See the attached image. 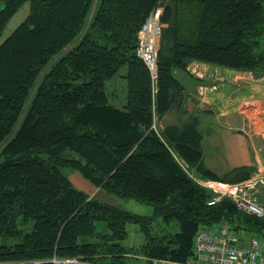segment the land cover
I'll return each instance as SVG.
<instances>
[{
    "label": "trees",
    "instance_id": "trees-1",
    "mask_svg": "<svg viewBox=\"0 0 264 264\" xmlns=\"http://www.w3.org/2000/svg\"><path fill=\"white\" fill-rule=\"evenodd\" d=\"M157 8L155 81L136 47ZM194 61L263 76L264 0H0V264H185L201 228L264 232V217L228 196L207 204L201 180L241 182L256 167L207 166L204 112L158 126L187 112L179 71L205 84ZM74 171L113 201L76 186ZM120 197L153 214L124 210ZM130 223L143 243H123Z\"/></svg>",
    "mask_w": 264,
    "mask_h": 264
},
{
    "label": "crops",
    "instance_id": "crops-1",
    "mask_svg": "<svg viewBox=\"0 0 264 264\" xmlns=\"http://www.w3.org/2000/svg\"><path fill=\"white\" fill-rule=\"evenodd\" d=\"M192 65L205 72L203 81L204 85L210 88L208 96L207 92L199 96L198 91L201 85L196 84L192 76L179 71V76L187 88V100L185 101L187 112L184 114L175 110L167 112L159 119L158 126L163 127L167 122L186 118L194 110L204 112V120H209L211 126L210 134L205 137L203 143L207 166L218 175H225L236 167L252 165L256 167L253 177L259 172L264 175V146L254 143V139L253 141L250 140L253 134H259L264 138V75L257 76L251 71L228 69L236 74L219 79L218 72L225 70V68L197 61L192 62L190 66ZM217 85L218 88L215 91L213 88L211 91V87ZM109 88L112 90V86ZM114 97L115 102L117 97ZM228 97L230 98V105L226 104ZM220 99L222 101L225 99V107L221 105ZM253 109L255 111L259 109L256 113L259 115L251 117L249 110ZM74 174L79 175L73 179ZM70 178L76 186L89 194L93 195L91 191L94 189L96 191L94 195L103 197L110 202L113 201L79 172L74 171ZM78 182L84 186L88 185L89 189L81 187Z\"/></svg>",
    "mask_w": 264,
    "mask_h": 264
},
{
    "label": "built area",
    "instance_id": "built-area-1",
    "mask_svg": "<svg viewBox=\"0 0 264 264\" xmlns=\"http://www.w3.org/2000/svg\"><path fill=\"white\" fill-rule=\"evenodd\" d=\"M161 9L152 12L138 34L137 55L148 66L153 79L158 76V46L162 29ZM201 86L199 93L205 94ZM206 92V91H205ZM264 183V176L239 183L207 182L213 189L208 205H215L228 196L246 212L264 217V205L254 195L258 184ZM264 237L253 233L244 241L239 230L231 223L223 222L217 227L201 228L194 239L193 256L185 264H264ZM161 264H168L163 260Z\"/></svg>",
    "mask_w": 264,
    "mask_h": 264
},
{
    "label": "rangeland",
    "instance_id": "rangeland-1",
    "mask_svg": "<svg viewBox=\"0 0 264 264\" xmlns=\"http://www.w3.org/2000/svg\"><path fill=\"white\" fill-rule=\"evenodd\" d=\"M29 9H30V5L29 3H26L19 11L18 13H16L14 15V17L10 20L7 28H6V31L4 33V36L3 38L5 39L9 34H11L13 32V30L27 17V14L29 13ZM2 38V39H3ZM200 71V75H204L205 77V72ZM218 74L220 75L219 76V79H222L224 77H230V76H234L236 73L234 71H229L228 69H225L221 72H218ZM216 75V74H215ZM221 81V80H219ZM214 88V90H213ZM216 88H218V85L216 87H211V91H215ZM210 88L208 89H204V93L207 92V96H208V91ZM110 90V88H109ZM207 90V91H206ZM111 91V90H110ZM206 91V92H205ZM122 91L119 92V94H121ZM226 98V97H225ZM222 101V99H220ZM115 103H118V101H115ZM226 104L230 105V98L228 97V99H226ZM221 105L223 107H225V99L222 101ZM250 108H254V107H250ZM259 110V109H258ZM258 110H249L250 111V115L251 117L255 116L256 113H258ZM259 115V114H257ZM256 115V116H257ZM223 117V116H221ZM241 120V119H240ZM259 125V124H258ZM259 127H261L259 125ZM261 130V129H260ZM254 139V143L256 142V144H263L264 146V138H262V136H260L259 134H253L252 137H251V141H253ZM254 145V144H252ZM264 148V147H263ZM66 169V168H64ZM69 172V171H68ZM75 175V176H74ZM73 175V179H75L76 177H78L79 174H74ZM261 176H264L261 174ZM80 183L79 185L85 189H89V186L86 185L84 186L81 182H78ZM92 194L94 195L96 193V191L94 189H92ZM254 195L257 197L258 201L260 203H263L264 204V184H258L256 186V188L254 189ZM118 206L123 208L124 210L128 211V212H132V213H135V214H138V215H152L153 214V211H154V207L153 205L147 203V202H142V201H138L136 200L135 198H124V197H120L119 198V202H117ZM128 229H129V236L123 240V243L124 244H136V245H139L141 243L144 242V236L142 235V233L140 232L139 230V226L136 225V224H133V223H130L129 226H128ZM252 230H242V232H240L242 238L244 241H246L250 235L252 234ZM257 234H260L262 237H264V232H259ZM263 251H264V247H263ZM128 264H146L144 262L143 259H137V258H131L129 259L128 261Z\"/></svg>",
    "mask_w": 264,
    "mask_h": 264
},
{
    "label": "bare ground",
    "instance_id": "bare-ground-1",
    "mask_svg": "<svg viewBox=\"0 0 264 264\" xmlns=\"http://www.w3.org/2000/svg\"><path fill=\"white\" fill-rule=\"evenodd\" d=\"M157 9H158V8H157ZM157 9H156V10H157ZM159 9H161V12H162V8H159ZM162 23H163V22H162Z\"/></svg>",
    "mask_w": 264,
    "mask_h": 264
}]
</instances>
